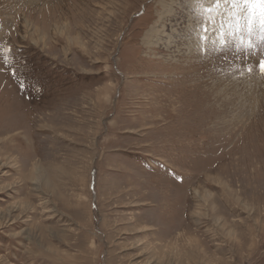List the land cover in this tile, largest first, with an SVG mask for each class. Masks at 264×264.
<instances>
[{
    "label": "rangeland",
    "instance_id": "obj_1",
    "mask_svg": "<svg viewBox=\"0 0 264 264\" xmlns=\"http://www.w3.org/2000/svg\"><path fill=\"white\" fill-rule=\"evenodd\" d=\"M238 11L0 0V264H264V76L212 50Z\"/></svg>",
    "mask_w": 264,
    "mask_h": 264
},
{
    "label": "snow or ice",
    "instance_id": "obj_2",
    "mask_svg": "<svg viewBox=\"0 0 264 264\" xmlns=\"http://www.w3.org/2000/svg\"><path fill=\"white\" fill-rule=\"evenodd\" d=\"M241 3L243 7H240ZM218 5L219 0H217ZM233 7L234 9H239L233 17L235 25L229 23L227 34L221 30L220 37L217 42H214L212 50L217 53L231 52L237 59L241 58V56L247 58L258 55L257 66L260 74L264 76V0H233ZM204 11L207 16L211 17L214 9L207 7ZM241 20H243V24H240ZM234 27L235 31H233ZM199 28L202 29L199 51L207 54L209 51L206 43L208 40L206 35L208 29L202 24L199 25ZM229 41H231V45ZM0 56L3 57L5 65H10L14 59L10 46L0 48ZM252 70V66L249 65L247 71L251 73Z\"/></svg>",
    "mask_w": 264,
    "mask_h": 264
},
{
    "label": "bare ground",
    "instance_id": "obj_3",
    "mask_svg": "<svg viewBox=\"0 0 264 264\" xmlns=\"http://www.w3.org/2000/svg\"><path fill=\"white\" fill-rule=\"evenodd\" d=\"M210 144V143H209Z\"/></svg>",
    "mask_w": 264,
    "mask_h": 264
}]
</instances>
